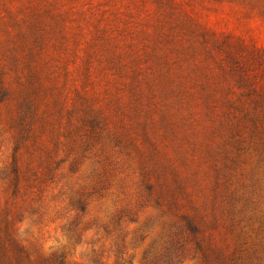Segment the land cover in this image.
Segmentation results:
<instances>
[{
    "label": "rangeland",
    "instance_id": "rangeland-1",
    "mask_svg": "<svg viewBox=\"0 0 264 264\" xmlns=\"http://www.w3.org/2000/svg\"><path fill=\"white\" fill-rule=\"evenodd\" d=\"M185 218L264 264V0H0V264H203Z\"/></svg>",
    "mask_w": 264,
    "mask_h": 264
},
{
    "label": "trees",
    "instance_id": "trees-1",
    "mask_svg": "<svg viewBox=\"0 0 264 264\" xmlns=\"http://www.w3.org/2000/svg\"><path fill=\"white\" fill-rule=\"evenodd\" d=\"M184 230L187 231L188 236H190L193 241V258L196 257L199 251H202V263L203 264H236L235 262H231L226 258H223L220 255H215L214 253L208 250V247H204L201 245L200 241L196 238L199 233V226L197 223L193 222L189 218H185V224L183 225ZM178 244L177 236H174L168 242V246L164 247L165 251L170 250L172 246ZM112 255L114 257V264H129L128 260L122 256L121 247L119 244L115 245V250H112ZM177 260L173 262V264H177ZM94 263L97 264V260H94ZM48 264H65L63 260V255L52 254Z\"/></svg>",
    "mask_w": 264,
    "mask_h": 264
}]
</instances>
